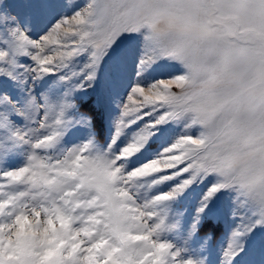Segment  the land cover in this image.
<instances>
[{
	"label": "snow or ice",
	"instance_id": "snow-or-ice-1",
	"mask_svg": "<svg viewBox=\"0 0 264 264\" xmlns=\"http://www.w3.org/2000/svg\"><path fill=\"white\" fill-rule=\"evenodd\" d=\"M24 9L0 0V264H210L221 200L218 264H264V0Z\"/></svg>",
	"mask_w": 264,
	"mask_h": 264
},
{
	"label": "rangeland",
	"instance_id": "rangeland-1",
	"mask_svg": "<svg viewBox=\"0 0 264 264\" xmlns=\"http://www.w3.org/2000/svg\"><path fill=\"white\" fill-rule=\"evenodd\" d=\"M4 2L13 15H24V5L26 0H4ZM74 2H80V0H74ZM50 20L51 16H35L33 18L31 25L33 38H37L39 34H42ZM166 71L167 67L161 66L155 74L162 76L166 73ZM81 105L82 111H88L90 108L97 110L95 130L98 134V138L103 141L107 136L110 135L111 131L107 114L101 115L99 113L98 100L94 97L83 96L81 98ZM141 159H144V157H141ZM139 162L140 161L138 160L137 163ZM199 194L200 190L197 189L185 198L184 203L189 208L190 212L194 209ZM229 208L230 205L227 201H219L212 208L208 218L202 222V225L199 229V236H211L207 246L210 264H218V258L228 242L229 234L232 228L235 226V223L229 214Z\"/></svg>",
	"mask_w": 264,
	"mask_h": 264
}]
</instances>
